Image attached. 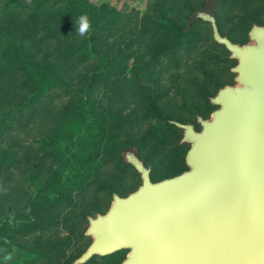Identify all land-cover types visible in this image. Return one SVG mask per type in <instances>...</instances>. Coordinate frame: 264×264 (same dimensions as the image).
<instances>
[{"label":"rangeland","instance_id":"1","mask_svg":"<svg viewBox=\"0 0 264 264\" xmlns=\"http://www.w3.org/2000/svg\"><path fill=\"white\" fill-rule=\"evenodd\" d=\"M92 1L134 14L110 39L119 38L121 51L114 61L118 78L95 84L92 91L104 107L117 113L119 127L104 135L92 174H85L78 188L68 183L62 191L56 186L55 174L50 175L61 165L63 147L54 139L71 91H50L36 103L37 114L30 123H16L0 135V264H75L91 242L85 234L88 217L104 213L113 193L127 195L141 183L140 174L125 159L127 150L137 149L154 180L183 171L190 145L182 141L183 129L173 121L199 128L198 115L208 117L215 107L210 97L217 86L234 83L231 67L236 60L230 59L225 48L214 45L210 22L194 21L190 35L157 58L158 50L144 51L149 38L126 45L128 30L136 25L140 30L148 4L154 0ZM215 1L220 31L236 42L248 41L254 23L264 24V0ZM207 2L177 0L169 17L182 24ZM77 73L76 69L75 79ZM75 79H69V84L76 83ZM49 214L53 216L48 219ZM64 239L58 252L57 244ZM124 257L122 252L116 257L96 258L91 264H118Z\"/></svg>","mask_w":264,"mask_h":264},{"label":"water","instance_id":"2","mask_svg":"<svg viewBox=\"0 0 264 264\" xmlns=\"http://www.w3.org/2000/svg\"><path fill=\"white\" fill-rule=\"evenodd\" d=\"M214 7L208 0L196 16L236 60L234 83L210 97L215 107L198 115L199 128L173 121L190 145L183 171L154 180L137 149L127 150L141 183L88 217L91 242L75 264L117 252H125L118 264H264V24L236 42Z\"/></svg>","mask_w":264,"mask_h":264},{"label":"trees","instance_id":"3","mask_svg":"<svg viewBox=\"0 0 264 264\" xmlns=\"http://www.w3.org/2000/svg\"><path fill=\"white\" fill-rule=\"evenodd\" d=\"M176 1L149 3L140 30L137 25L128 30L127 47H131L134 40L149 38L151 42L144 51L156 49L154 55L159 58V54H168L177 43H182L190 35L192 23L199 18L196 13L182 24L174 22L169 14ZM202 10L208 11L207 3ZM84 14L89 16L92 27L89 34L80 37L76 22ZM133 15L92 0H0V135L12 130L16 123L22 122L21 126L30 123L37 114L36 103L50 91L72 92L64 121L54 139L63 150L59 154L60 168L54 169L50 176L55 174L60 191L68 183L75 189L81 186L85 174H92L104 135L119 127L117 113L104 107L92 91L95 84L118 78L114 61L121 51L117 46L119 38L110 39ZM214 45L226 49L216 41ZM69 79H75L76 83L69 84ZM220 87L222 85L217 86V90ZM118 133L119 128L113 139ZM63 194L66 196L68 189ZM51 201L49 203L55 205ZM46 208L51 211L50 207ZM51 216L49 214L48 219ZM65 242L66 239L57 244L58 252ZM121 253L95 256L86 264Z\"/></svg>","mask_w":264,"mask_h":264},{"label":"clouds","instance_id":"4","mask_svg":"<svg viewBox=\"0 0 264 264\" xmlns=\"http://www.w3.org/2000/svg\"><path fill=\"white\" fill-rule=\"evenodd\" d=\"M76 23L78 24V28H76L78 36L85 37L89 34L92 25L87 14L81 15Z\"/></svg>","mask_w":264,"mask_h":264}]
</instances>
